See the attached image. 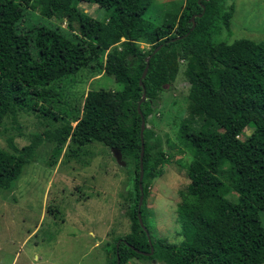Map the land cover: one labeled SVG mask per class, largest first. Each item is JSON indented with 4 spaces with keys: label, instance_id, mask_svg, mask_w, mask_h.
<instances>
[{
    "label": "trees",
    "instance_id": "16d2710c",
    "mask_svg": "<svg viewBox=\"0 0 264 264\" xmlns=\"http://www.w3.org/2000/svg\"><path fill=\"white\" fill-rule=\"evenodd\" d=\"M224 2L184 0L171 36L168 20L156 28L144 20L146 0H0V125L5 116L16 123L18 111L48 116L43 104L57 95L52 86L91 65L121 86L118 91L88 92L81 116L72 117L74 128L63 130L77 146L103 142L122 163L132 166L135 175L129 232L113 240L107 264H115L116 256L118 264L129 258L161 264L264 263V227L259 221L264 214V40L210 41L220 24L229 32L234 9ZM30 3L39 6L44 18L63 20L70 37L43 26L21 29ZM79 3L97 6L105 18L79 11ZM192 16L193 23H188ZM249 38L254 40V35ZM139 41L150 44V49H138ZM118 43L119 53L113 49L104 56ZM175 58L188 60L189 82V105L176 138L193 160L186 168L189 183L178 192L175 210L180 240L171 244L153 240L146 225V185L161 176L167 156L160 152L159 138L145 126L140 182L138 156L140 116L145 122L150 101L173 79ZM142 90L139 116L136 105ZM246 128L248 135L243 134ZM53 135L33 134L20 153L7 141L16 154L0 150V190H10L29 163L32 145ZM228 190L236 201L224 197ZM137 212L149 235L150 256L140 254L148 253L149 245Z\"/></svg>",
    "mask_w": 264,
    "mask_h": 264
},
{
    "label": "rangeland",
    "instance_id": "374dc122",
    "mask_svg": "<svg viewBox=\"0 0 264 264\" xmlns=\"http://www.w3.org/2000/svg\"><path fill=\"white\" fill-rule=\"evenodd\" d=\"M146 1L144 20L155 28L168 20L172 23L169 35L173 36L184 0ZM230 4L234 12L229 32L222 30L220 24L209 40L213 43L220 39L227 43L245 38L256 43L264 40V0H225V6ZM77 8L96 19L105 18L95 5L79 3ZM35 26L56 29L67 37L71 34L63 20L44 18L39 6L30 3L19 27ZM251 35L254 40L249 38ZM136 46L146 51L151 45L139 41ZM113 49L119 53L120 44L110 47L104 56ZM174 65L173 79L150 101L151 113L144 122L159 138L160 152L167 156L161 176L146 185V225L153 240L171 244L180 240L175 210L178 192L189 183L186 168L193 160L178 146L176 138L189 105L188 60L175 58ZM92 66L52 86L57 95L50 104H43L48 116L30 110L18 111L16 123L9 116L2 119L0 150L7 154H16L7 147L8 140L20 153L33 134L54 135L42 137L32 145L29 163L10 190H0V264H107L113 240L129 232L130 207L135 200L132 166L116 160L103 142L77 146L63 133L68 127L74 128L72 117L77 113L81 116L88 92L121 89L112 78ZM249 133L248 128L243 131L244 135ZM224 197L236 201L230 190ZM259 221L264 227V214L259 215ZM125 264L161 263L129 258Z\"/></svg>",
    "mask_w": 264,
    "mask_h": 264
},
{
    "label": "water",
    "instance_id": "95a60500",
    "mask_svg": "<svg viewBox=\"0 0 264 264\" xmlns=\"http://www.w3.org/2000/svg\"><path fill=\"white\" fill-rule=\"evenodd\" d=\"M201 15H198L197 17L199 18ZM193 19L194 17H190L188 23H193ZM193 27V24L191 25V29ZM161 47V45L157 46L156 48H154V50L152 51L151 54H154L159 48ZM149 56H147L145 58V66H144V69L141 73V76H140V80L138 82V84L141 86V83L140 81L144 78L145 76V73H146V70H147V62L149 60ZM144 101V92L142 90V95L140 97V100L138 101L137 105H136V110H137V113L139 114L140 116V113H139V104ZM144 129V121L142 119V117L140 116V126H139V156H138V163H139V174H138V181L140 182L141 181V177H142V164H141V158H142V154H143V140H142V131ZM113 156L115 157L116 160H119L120 157L118 155V153L114 150L111 151ZM138 189H139V193H140V196L138 197V201H137V208L140 207L141 203H142V193H141V185L140 183H138ZM137 221H138V225L141 227V229L145 232V235H146V239H147V242H148V245H149V252L148 253H140L142 256H150L151 253H152V247H151V244H150V241H149V235L147 233V231L145 230V228L142 226V223H141V220H140V217H139V213L137 212ZM115 264H118V258L116 256V260H115Z\"/></svg>",
    "mask_w": 264,
    "mask_h": 264
}]
</instances>
